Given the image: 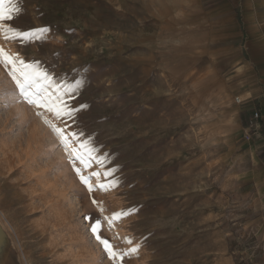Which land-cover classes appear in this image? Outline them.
<instances>
[{
	"label": "rangeland",
	"instance_id": "1",
	"mask_svg": "<svg viewBox=\"0 0 264 264\" xmlns=\"http://www.w3.org/2000/svg\"><path fill=\"white\" fill-rule=\"evenodd\" d=\"M18 2L21 12L8 24L49 32L24 44L0 35V48L52 75L86 77L82 127L124 181L94 197L108 212L138 209L116 228L143 243L126 264H242L240 248L258 250V207L241 193L229 151L236 98L219 72L195 68L214 0ZM14 88L0 64L2 264H109L82 220L95 212L89 194L36 110L5 95Z\"/></svg>",
	"mask_w": 264,
	"mask_h": 264
},
{
	"label": "snow or ice",
	"instance_id": "2",
	"mask_svg": "<svg viewBox=\"0 0 264 264\" xmlns=\"http://www.w3.org/2000/svg\"><path fill=\"white\" fill-rule=\"evenodd\" d=\"M20 12L18 0H0V35L21 44L44 39L49 32L47 27L22 31L7 23ZM0 64L15 86L13 93L5 95H15L36 110V115L63 147L75 176L89 194L95 212L83 215L82 220L102 250L101 259L106 257L109 264H126L127 260L138 258L143 243L130 236L120 237L116 232L117 226L138 209L120 208L108 212L103 202L94 197L97 191L104 194L118 191L124 181L118 175L119 166H110L113 163L111 154L97 145L95 134L82 127L80 116L90 108L88 104L78 103L86 86V77L80 75L68 79L67 76L52 75L39 61L26 62L18 54H9L3 48H0ZM107 232H112L115 239H122L128 247L118 248L107 237Z\"/></svg>",
	"mask_w": 264,
	"mask_h": 264
},
{
	"label": "crops",
	"instance_id": "3",
	"mask_svg": "<svg viewBox=\"0 0 264 264\" xmlns=\"http://www.w3.org/2000/svg\"><path fill=\"white\" fill-rule=\"evenodd\" d=\"M211 5L210 35L195 68L219 72L226 91L239 99L230 106L237 136L229 151L236 158L241 193L258 207L255 238L262 242L256 251L239 250L242 264H264V6L254 0H214ZM241 9L247 11L237 14Z\"/></svg>",
	"mask_w": 264,
	"mask_h": 264
},
{
	"label": "bare ground",
	"instance_id": "4",
	"mask_svg": "<svg viewBox=\"0 0 264 264\" xmlns=\"http://www.w3.org/2000/svg\"><path fill=\"white\" fill-rule=\"evenodd\" d=\"M182 3H184V1L182 2ZM11 222V221H10ZM1 242H2V239L0 238V244H1ZM23 255V254H22ZM43 256V255H42ZM26 257V256H25ZM26 262V261H25Z\"/></svg>",
	"mask_w": 264,
	"mask_h": 264
},
{
	"label": "built area",
	"instance_id": "5",
	"mask_svg": "<svg viewBox=\"0 0 264 264\" xmlns=\"http://www.w3.org/2000/svg\"><path fill=\"white\" fill-rule=\"evenodd\" d=\"M237 102L239 101L237 98L235 99ZM256 115V114H255Z\"/></svg>",
	"mask_w": 264,
	"mask_h": 264
}]
</instances>
